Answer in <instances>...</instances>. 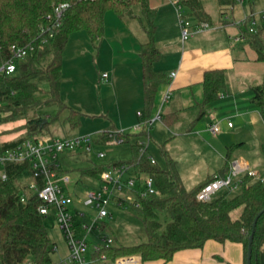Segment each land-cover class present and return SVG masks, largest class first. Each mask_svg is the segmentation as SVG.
Listing matches in <instances>:
<instances>
[{
  "label": "trees",
  "instance_id": "1",
  "mask_svg": "<svg viewBox=\"0 0 264 264\" xmlns=\"http://www.w3.org/2000/svg\"><path fill=\"white\" fill-rule=\"evenodd\" d=\"M188 18L196 24L207 23L214 26L211 17L205 12L201 0H179ZM219 15L225 14L235 5V0H214ZM66 3L68 8L62 14L61 25L49 42L39 48L37 37L42 28L48 25V16L53 8ZM139 6V15L133 8ZM227 10V11H226ZM107 11L119 19L130 18L138 22L145 35L140 45L141 81L143 87V118L150 117L154 97L159 85L167 83L164 74L155 72L154 63L160 58L155 46V10L148 0H0V61L9 58L11 45L32 44L34 51L17 62L16 73L0 75V113L12 115L26 113L43 104L45 107L65 108L59 99L62 54L68 36L76 31L87 33L92 43L103 35V19ZM243 33V29H240ZM245 41L235 47L247 46L255 55V60L263 65L264 39L260 34H245ZM202 101L199 118L204 116V107L216 100L225 89L224 72L211 70L202 76ZM251 102L260 111L264 122V83L252 87ZM45 96L41 100L39 97ZM174 116L164 117L163 122L172 124ZM42 118H31L26 123L28 136L43 134L39 128ZM70 127L79 124V115L71 111L68 118ZM48 123V122H47ZM45 123V124H47ZM114 129V128H112ZM139 136H142L141 134ZM133 137V136H132ZM104 135L101 136L103 140ZM129 142L131 135H125ZM16 142L4 144L1 151L11 148ZM132 158L128 162L135 174L152 179L156 194L139 200L138 207L129 210L140 222L145 241L133 246L121 245L111 227L104 221L101 230L112 238V245L103 248L102 253L109 261L121 257H137L141 263L162 260L168 262L177 252L201 249L207 241L219 244L237 243L243 247L246 258L247 238L251 232L254 217L264 210V183L248 176L239 180L241 191L233 197L230 192L202 203L195 199V193L210 180L186 191L181 183L175 162L161 147L159 153L165 167L161 168L146 152H140L136 142L130 144ZM264 155V142L260 145ZM228 164V154L225 155ZM106 167L77 171L79 177L95 179ZM227 168V167H226ZM6 179H0V264H54L51 259L53 247L46 229L45 219L38 215L36 196L20 202L19 193L24 189L22 172L25 165H7ZM60 174L69 173L61 170ZM241 208L237 219L230 214ZM264 237V212L256 221L251 243L250 264H259V244Z\"/></svg>",
  "mask_w": 264,
  "mask_h": 264
},
{
  "label": "rangeland",
  "instance_id": "2",
  "mask_svg": "<svg viewBox=\"0 0 264 264\" xmlns=\"http://www.w3.org/2000/svg\"><path fill=\"white\" fill-rule=\"evenodd\" d=\"M201 3L204 10L211 15L213 19L219 17L214 0H201ZM170 6L173 8L171 4ZM261 6L262 2L260 0L254 4L255 9L260 8ZM230 10L231 9H228V11L226 10L228 13L227 17L223 14L220 18V22H230ZM233 10L234 15H237L238 7H236V5L233 7ZM139 11V6L133 8V12L136 15H139ZM163 13L164 11L161 10L160 14ZM181 13L183 16L187 15L184 8L181 10ZM120 20L129 27V38L133 41L135 39H133L134 37H132V34H134V36L142 35L141 33L137 34L133 31L135 28L139 29L136 20L130 18L118 20V17L111 11H107L104 15L103 35L99 41L92 43L87 33L83 30L71 33L68 36L62 54L59 90V99L65 108L62 109L56 106L45 107L43 104H40L35 108L28 110L26 113H19V115L17 114L16 116L12 115L11 112L0 113V133L12 137L15 141L25 139L29 137L26 123L31 118L46 119L48 123L46 122L47 124L43 125L42 133L60 138H71L76 135L96 136L95 134L112 128L119 130V125L115 123L118 109L121 105H131L132 90H135V88L140 86L139 84H133L131 77L124 74L125 68L122 67L123 62L118 57V51L121 50V44L128 45L130 43L123 44L118 39V32L113 23H115L114 21ZM189 20L191 23L194 22L192 18H189ZM215 32H225L227 34H223L227 48L229 46L237 45V43L231 41V38L233 37L231 35L234 33V28L226 31H209L206 32V34L201 33V35L198 36L201 38L209 35V33ZM225 36H229L230 41H228V38ZM188 42L189 41H186L183 46H186ZM133 45H136V41L133 42ZM244 47V50L241 51L243 55L242 58L243 60L246 58L245 60L248 59V61L239 62L237 67L231 72L222 70L224 72L225 87L227 85L230 89H234V91L239 89L238 86L240 81L249 83L252 79V82L254 84L258 83L259 86L264 83L262 64L253 60L255 59V56L249 47ZM179 48L181 51V45H179ZM228 49L230 50V48ZM114 68L118 71V77L113 81L112 69ZM122 72L123 74L121 75ZM101 74H105L108 79H106V81L102 80ZM39 98L43 100L45 99V96ZM169 101L167 103H169ZM167 103L161 104L158 108L160 118H162L166 112L168 106ZM253 105L257 108L255 104ZM131 108H133V106ZM71 111H74L79 115V124L75 127H70L68 121ZM142 111L144 110L142 109ZM204 111L208 112L207 115L205 114L200 118L198 115L195 117V119L197 118V125L204 130L199 132L200 139L195 140L198 144L197 147H191L190 150H186L183 144L177 140L170 143L168 145L170 147L155 146L154 142L159 141L161 136L163 137L165 134V128L157 122L154 127L151 128L152 132L151 130L149 131V133H152L153 135V141L151 142L150 140L147 142V153L151 158L156 161L161 168H164L165 164L159 153V147L166 152L167 148H169L175 159H201L206 162H213V160L220 158L218 157L219 154L223 155V157L228 154L229 163L232 164L236 161H245L251 166V169L260 171L261 176H264V155L259 146L260 142L264 141V126L258 123L256 124L257 126H255L256 128L248 127V129H245L240 127L238 119L235 120L232 117L230 118L232 114H235V110L228 105L227 101L220 100L219 98L207 104ZM208 114L212 115L215 121H222L221 125L223 129L218 134L219 136L225 134L224 127L226 126L227 121L233 126V129L228 131L226 136L221 137L220 140H222V143L216 142L218 135L212 137L210 136L211 134L209 133V135L207 130H205L210 122ZM173 129L177 132H183L185 130V128L179 126V123H177V126H175V128L173 127ZM124 133L125 135H130V129H124ZM97 152L104 153V159H96L95 154ZM131 158L132 152L130 149V143L127 142L113 147H105L103 145L95 146L93 153L89 156L63 154L59 157L62 169L69 171L72 177L78 174L77 171L83 169L108 167L114 164H126L124 162H128ZM88 159H90L91 163H87ZM179 163H182V160H180ZM126 176L134 178V170L129 168ZM244 176L245 175H240L235 182L242 179ZM89 185L90 181L88 177L81 179L80 184L76 188V193L79 198L84 196ZM68 188L74 192V188L71 185L68 186ZM134 189L136 190V187H134L133 190ZM240 191V187L237 186L230 191L229 197L231 198L237 195ZM121 196L126 198L132 195L128 191H124ZM109 212L110 216L105 219V222L111 227L116 239L121 245L133 246L145 241V234L142 226L132 215L129 208L117 209L115 207H110ZM240 212L241 208L232 211L230 214L231 219H237ZM44 225L51 243L55 244L59 249L58 252H53L51 254L52 261L56 262L59 259V256L64 257L67 254L66 243L63 235L56 228L52 219H46Z\"/></svg>",
  "mask_w": 264,
  "mask_h": 264
},
{
  "label": "built area",
  "instance_id": "3",
  "mask_svg": "<svg viewBox=\"0 0 264 264\" xmlns=\"http://www.w3.org/2000/svg\"><path fill=\"white\" fill-rule=\"evenodd\" d=\"M257 1L235 0L236 6L249 5V10L244 12L239 19H229V23L222 21V25L216 27L207 23H191L188 17L182 15L183 8L179 0H171L180 28L181 42H185L193 35L217 28L223 29L227 25L238 29L237 35L231 38L234 43H243L245 41L244 33L260 34L264 39V0H260L262 6L255 9L254 4ZM67 8L68 4L66 3L53 8L51 15L47 18V27L42 28L37 37L39 48L45 46L53 38L61 25L62 14ZM240 29H243V33L240 32ZM32 51H34L32 44L11 45L9 58L0 61V75L15 74L17 62L23 60ZM174 76V72L170 73L169 78ZM101 78H106L105 74ZM169 97L170 90L163 96L161 104H166ZM222 97L223 94H219V98ZM137 117L138 122L130 133L142 135L136 144L140 152H147L149 131L154 123L159 122L161 118L157 113L153 117L144 119L141 112H137ZM209 119L207 131L211 135H217L220 131V121H215L212 115H209ZM227 126L230 128L232 125L228 122ZM95 135L60 138L49 134H35L19 140L13 147L0 153V179H6L4 169L7 165H25L27 167L28 171L22 172L21 175L24 189L19 193L20 202H25L28 197L36 196L38 215L45 220L52 219L66 243L67 254L54 264H138L137 258L131 256L121 257L114 261L106 259L101 251L112 245V238L101 230V224L110 216V207L117 209L138 207L139 200L156 194L152 179L140 174H135L134 178L126 176L128 169L132 167L127 164H114L103 169L95 179L89 178L91 186L87 188L84 196L79 198L76 188L80 184V177H72L70 173H59L63 170L59 159L63 154L89 156L93 153L95 146L113 147L127 142L122 130L109 129ZM102 135H104L103 140L101 139ZM104 157L102 152L95 154V158L98 160H102ZM240 175H246L254 181L264 183V176L251 169L245 161H236L232 164L229 163L222 177L216 174L212 180L203 185L195 193V199L198 202L207 203L221 190L232 191L237 187L239 180L236 182L235 180ZM70 185L74 188V192L68 188ZM134 187L136 190H133ZM124 191H128L132 196L123 198L121 194ZM52 250L56 252L57 248L54 246ZM26 264L31 263L27 262Z\"/></svg>",
  "mask_w": 264,
  "mask_h": 264
},
{
  "label": "crops",
  "instance_id": "4",
  "mask_svg": "<svg viewBox=\"0 0 264 264\" xmlns=\"http://www.w3.org/2000/svg\"><path fill=\"white\" fill-rule=\"evenodd\" d=\"M148 4L149 7L155 10L156 12L154 19V37L155 46L160 52V58L156 63H154L153 69L155 72L164 74L167 79V83L159 85L157 89L150 117L158 113V108L161 105V99H163V95H165V93L170 90V101L168 99L169 103H167L168 106L166 112L163 117L161 115L162 118L158 122L161 126L165 128V134L163 137L161 136L159 141H155L154 143L155 146L166 147L170 143H173L177 140L180 141L181 144H183L186 150H190L191 147H197L198 144L195 140L200 139L199 132L202 130V128L197 125V118L195 119V117H197V115L199 117L202 109L200 105L202 101L201 82L203 73L211 70H225L226 72H231L237 67L239 62L241 63V61H248V59L245 60V58L243 60L242 58L243 55L241 51L244 50L245 47L229 46V50L223 38V34L225 32L209 33V35H206L201 38H199L198 36L201 35V33L196 34L193 35L191 39L186 40L189 42L186 46H183L186 41L181 42L180 28L178 25V20L176 19L177 17L175 15L176 12L174 13V7L172 8L170 6L171 0H148ZM233 7L229 11V16L231 20L239 19L242 14L244 12H247L250 8L249 5L236 6L238 7V13L237 15H234ZM161 10L164 11L163 14H160ZM217 13L219 17H216L215 19H213V17L207 13L211 17L213 25L216 27L222 25L223 23L220 22V18L222 17V15H219L218 9ZM227 14L228 13L225 12V15ZM114 22L115 23L113 24L116 28V31L118 32V39L123 44H128V42H130L128 45L121 44V50L118 51V57L123 62L122 67L125 68L124 74L131 77V79L133 80V84L140 85L139 87L135 88V90H132L131 105H121L120 108L118 107L119 109L117 112V118H115V123L119 125V130L124 131V129H130L131 132V129L138 122L137 112H141L143 114L142 109L144 110L139 49L140 45L145 41V35L140 29V27L139 29H133L135 33L142 34L140 36H134V34H132V37H134L133 39H135L134 41H136V45H133L134 41L129 38V27H127L125 23H123V21L121 20ZM232 28H234V33H232L231 36L237 35L238 29L236 27H232L231 25H227L223 27V29L217 28L209 31H226ZM206 32L203 33L206 34ZM227 38L228 41H230L229 36ZM179 45H181V51ZM253 60L255 61V59ZM173 72L175 73V76L173 78H169L170 73ZM117 74L118 71L115 68L112 69L113 81L118 77ZM122 74L123 72L121 73V75ZM102 75L103 74H101V76ZM101 79L106 81L108 77L106 76V78ZM250 81L249 83L240 81L238 86L239 89H237L236 91H234V89H230L226 85L225 89L220 93L223 94V97H218L220 100L227 101L228 105L231 106L233 110H235V114H232L230 118L232 117L235 120L238 119L240 127H243L245 129H248V127H255L258 123L264 126V122L261 118L259 108H255L253 103L251 102L252 92L250 89L252 87L258 86L259 84H254L252 82V79ZM132 106L133 108H131ZM207 113L208 112L204 111V115H207ZM209 115L210 114H208V117ZM167 116L175 117L174 120L171 121L172 124L170 125H167L163 122L164 117ZM228 122L229 121H227V123ZM156 123H154V125ZM177 123H179V126H181L182 128H185L183 132H177L176 130L174 131L173 127L175 128V126H177ZM227 123L224 127L225 134L219 136L218 134L223 129L221 125L222 121H220L221 128L219 133L217 134V143H222V140H220L221 137L226 136V133L233 129V126L229 128L227 126ZM205 130H207V127ZM130 135L131 138L129 142H127L130 144L140 140L141 138L139 134L130 133ZM217 135L210 136L215 137ZM19 140L15 141L12 137L2 135L0 133V153L2 152L1 148L4 144L17 142ZM150 140L151 142L153 141L152 133H149V141ZM263 142L264 141H261L259 146ZM167 152L168 155L170 154L169 157H172L171 159L176 164V169L179 174L181 183L186 191H191L192 189L204 183L205 181L212 180L213 177L220 171H223L224 173L229 165V161L227 164L225 157H223V155L221 154H219L218 156L220 157L219 159H215L213 160V162H206L205 160L201 159H175L174 156L171 154L169 148H167ZM180 160H182V163H179ZM87 163H91L90 159H88ZM253 170L257 171L261 175L260 171L256 169ZM78 176L79 175L76 174V176L73 177ZM82 178H86V176L80 177V181ZM89 186H91V183ZM225 192V190H221L217 194H215L213 198H216L224 194ZM55 247L57 248L56 252H58V247L56 245ZM258 253L259 264H264V237L259 244ZM61 258L63 257L59 256V259ZM137 260L138 264H245L243 247L240 244L231 242L219 244L211 240L207 241L201 249L184 250L177 252L168 262L157 260L141 263L138 258Z\"/></svg>",
  "mask_w": 264,
  "mask_h": 264
},
{
  "label": "water",
  "instance_id": "5",
  "mask_svg": "<svg viewBox=\"0 0 264 264\" xmlns=\"http://www.w3.org/2000/svg\"><path fill=\"white\" fill-rule=\"evenodd\" d=\"M47 122L46 119H42L41 122L39 123V128H41L45 123ZM219 177L223 176V171H220L218 173ZM264 212L260 211L253 219L252 221V225H251V232L247 238V245H246V258H245V264H250V257H251V243H252V238H253V231L256 225V221L258 219V217L260 216V214H262Z\"/></svg>",
  "mask_w": 264,
  "mask_h": 264
}]
</instances>
